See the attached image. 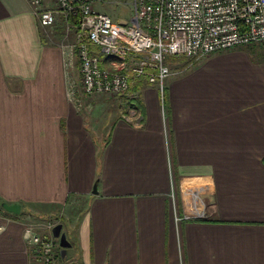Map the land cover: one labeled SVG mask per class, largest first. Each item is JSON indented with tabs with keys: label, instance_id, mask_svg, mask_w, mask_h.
<instances>
[{
	"label": "crops",
	"instance_id": "1",
	"mask_svg": "<svg viewBox=\"0 0 264 264\" xmlns=\"http://www.w3.org/2000/svg\"><path fill=\"white\" fill-rule=\"evenodd\" d=\"M38 10L0 0V204L21 205L0 208V264H46L26 230L54 237L55 216L71 243L56 264H264V58H183L164 109L144 79L87 102L61 47L71 18Z\"/></svg>",
	"mask_w": 264,
	"mask_h": 264
},
{
	"label": "built area",
	"instance_id": "2",
	"mask_svg": "<svg viewBox=\"0 0 264 264\" xmlns=\"http://www.w3.org/2000/svg\"><path fill=\"white\" fill-rule=\"evenodd\" d=\"M104 1L54 0L56 8H51L30 0L39 7L43 26L55 23L57 10L73 19L75 40L61 47L68 66L78 64L87 95L127 94L144 79L159 88L164 109L169 56L196 64L217 51L251 43L264 47V0H132L134 16L123 23L97 9ZM68 94L78 101L76 86ZM26 236L46 264L57 263L54 237L30 228Z\"/></svg>",
	"mask_w": 264,
	"mask_h": 264
},
{
	"label": "rangeland",
	"instance_id": "3",
	"mask_svg": "<svg viewBox=\"0 0 264 264\" xmlns=\"http://www.w3.org/2000/svg\"><path fill=\"white\" fill-rule=\"evenodd\" d=\"M102 7H97L98 10L103 11L110 16H112L113 19L117 21H123L128 22L132 19L134 16V6L132 4V0H105L102 3ZM75 38H68L66 42H63L65 44L74 42ZM239 47V46H238ZM250 54L255 55H261L264 58V47L259 43H251L248 45H243ZM174 67V66H173ZM172 66L171 68L174 69ZM75 74L77 76V82L79 87H81V74L78 67V64L75 65ZM87 99V102H102L107 104H119L121 101H119L118 95H106V94H93L88 95L87 97H84ZM48 219V218H47ZM49 226H54L58 223H60V220L57 216L50 219Z\"/></svg>",
	"mask_w": 264,
	"mask_h": 264
},
{
	"label": "water",
	"instance_id": "4",
	"mask_svg": "<svg viewBox=\"0 0 264 264\" xmlns=\"http://www.w3.org/2000/svg\"><path fill=\"white\" fill-rule=\"evenodd\" d=\"M120 22L123 23V21H120ZM93 192L97 193V185L94 186ZM2 206L6 210L13 212V213L18 214L21 211V205L17 204V203L9 204L7 202H3ZM52 234L55 238L59 239V243H60V246L62 248L61 256L64 258L67 254V248L71 246V243L68 240L66 233L63 231V224L58 223V224L54 225L52 228Z\"/></svg>",
	"mask_w": 264,
	"mask_h": 264
},
{
	"label": "trees",
	"instance_id": "5",
	"mask_svg": "<svg viewBox=\"0 0 264 264\" xmlns=\"http://www.w3.org/2000/svg\"><path fill=\"white\" fill-rule=\"evenodd\" d=\"M71 20H73L72 18H71ZM75 20V19H74ZM183 59V57H176V56H169L168 58H167V63L169 64V65H172V64H174V63H176V62H179V61H181ZM193 62L192 61H187L186 62V64H187V66H189L190 64H192ZM137 84H135V85H133V86H131V91L132 90H136L137 89ZM131 101L132 102H134L135 104L136 103H138V98L137 97H133L132 99H131ZM0 208L1 209H4L3 208V206H2V204H0ZM57 258L58 259H61L62 260V257H61V254L59 253V254H57Z\"/></svg>",
	"mask_w": 264,
	"mask_h": 264
}]
</instances>
